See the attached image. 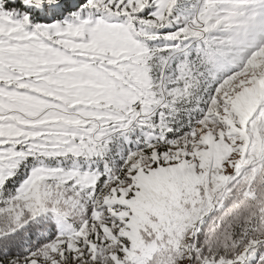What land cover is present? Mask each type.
I'll return each instance as SVG.
<instances>
[{
    "label": "snow or ice",
    "instance_id": "1",
    "mask_svg": "<svg viewBox=\"0 0 264 264\" xmlns=\"http://www.w3.org/2000/svg\"><path fill=\"white\" fill-rule=\"evenodd\" d=\"M215 40L186 0H0V264H264V26L217 75Z\"/></svg>",
    "mask_w": 264,
    "mask_h": 264
},
{
    "label": "trees",
    "instance_id": "2",
    "mask_svg": "<svg viewBox=\"0 0 264 264\" xmlns=\"http://www.w3.org/2000/svg\"><path fill=\"white\" fill-rule=\"evenodd\" d=\"M186 2L190 20L200 0H186ZM203 6L202 20L216 37L215 46L222 54L228 49L238 47L242 41L264 26V0H205ZM232 12L236 17L231 24V30L225 31L220 27L224 21L229 22ZM218 14H225L227 17L222 19ZM204 70L207 68L205 67ZM215 74L216 70L213 72V75Z\"/></svg>",
    "mask_w": 264,
    "mask_h": 264
}]
</instances>
